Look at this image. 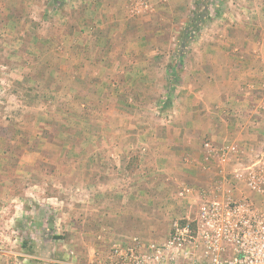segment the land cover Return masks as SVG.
<instances>
[{"label": "rangeland", "instance_id": "374dc122", "mask_svg": "<svg viewBox=\"0 0 264 264\" xmlns=\"http://www.w3.org/2000/svg\"><path fill=\"white\" fill-rule=\"evenodd\" d=\"M245 2L0 0V264H134L116 253L130 249L143 264H184L169 248L173 225L196 231L201 206L246 188L240 175L264 155L238 146L235 158L232 142L204 140L199 155L173 161L183 175L169 190L166 151L145 148L169 149L159 101L168 67L180 70L173 58L234 35ZM200 180L209 187L199 193ZM140 196L156 200L153 219L144 203L132 209Z\"/></svg>", "mask_w": 264, "mask_h": 264}, {"label": "crops", "instance_id": "0c3cea01", "mask_svg": "<svg viewBox=\"0 0 264 264\" xmlns=\"http://www.w3.org/2000/svg\"><path fill=\"white\" fill-rule=\"evenodd\" d=\"M245 1V6L234 10V35L223 40H194L185 56L173 58L180 70L174 64L168 67L166 95L159 108L171 114L165 127L169 149L162 146L145 151L150 158L164 157L162 151H166L171 172L169 190L173 177L183 175L173 161L199 155L204 140L218 145L232 142L230 147L238 150L239 146L245 155L260 148L264 155V6L258 5V0ZM207 183L200 180L193 185L200 193L207 190ZM233 194L239 199L251 196L241 185L233 186ZM251 197L257 206L264 207L260 199ZM155 201L140 196L132 200V209L138 210L139 216L142 210L136 206L144 203L149 207L147 216L153 219ZM173 204L169 198V217L175 215H171ZM180 208L182 215L189 213L183 204Z\"/></svg>", "mask_w": 264, "mask_h": 264}, {"label": "built area", "instance_id": "2783aa9c", "mask_svg": "<svg viewBox=\"0 0 264 264\" xmlns=\"http://www.w3.org/2000/svg\"><path fill=\"white\" fill-rule=\"evenodd\" d=\"M206 147L209 148V144ZM231 155L238 156V151L231 148ZM262 163L249 166L245 169L247 174L240 177L249 194L264 203ZM221 187L217 184L215 190L220 191ZM231 193L201 206L196 231L191 220L185 225H173L169 248L181 250L184 264H202L206 258L212 261L210 264H264V207L257 206L251 196L239 199ZM227 250L231 253L230 261L221 258ZM116 253L125 258L131 255L134 264H143L141 257H136L131 249L125 255L119 250ZM170 259L175 261L176 258Z\"/></svg>", "mask_w": 264, "mask_h": 264}, {"label": "trees", "instance_id": "16d2710c", "mask_svg": "<svg viewBox=\"0 0 264 264\" xmlns=\"http://www.w3.org/2000/svg\"><path fill=\"white\" fill-rule=\"evenodd\" d=\"M53 1H55V4H57L58 6H62L63 5V3L65 2V0H53ZM205 19V18H204ZM203 18H201L200 16L199 17H197V20H196V29L195 30H193V31H184L183 32V40H187V39H189V37L190 38H194L193 36L194 35H196V33H197V31L199 30V27L201 26V25H203V23H204V20ZM193 35V36H192ZM186 46H187V42H185V44H184V47L186 48Z\"/></svg>", "mask_w": 264, "mask_h": 264}]
</instances>
